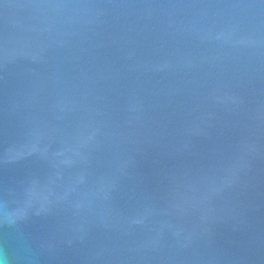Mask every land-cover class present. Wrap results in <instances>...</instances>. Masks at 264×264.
<instances>
[{"label": "water", "instance_id": "water-1", "mask_svg": "<svg viewBox=\"0 0 264 264\" xmlns=\"http://www.w3.org/2000/svg\"><path fill=\"white\" fill-rule=\"evenodd\" d=\"M5 264H264V0H0Z\"/></svg>", "mask_w": 264, "mask_h": 264}, {"label": "clouds", "instance_id": "clouds-1", "mask_svg": "<svg viewBox=\"0 0 264 264\" xmlns=\"http://www.w3.org/2000/svg\"><path fill=\"white\" fill-rule=\"evenodd\" d=\"M0 264H5V261L2 257H0Z\"/></svg>", "mask_w": 264, "mask_h": 264}]
</instances>
